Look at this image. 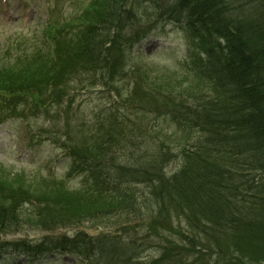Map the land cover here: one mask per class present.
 <instances>
[{"label":"trees","instance_id":"16d2710c","mask_svg":"<svg viewBox=\"0 0 264 264\" xmlns=\"http://www.w3.org/2000/svg\"><path fill=\"white\" fill-rule=\"evenodd\" d=\"M143 3L157 20L184 24L200 43L193 70L180 73L189 80L160 84L148 73L152 88L168 85L179 97L165 101L135 92V108L144 116L71 143L82 188L111 200L85 212L79 205L33 211L43 230L86 220H112L115 229L13 245L73 251L84 264H264V0H108L95 23L86 25L85 41L69 44L65 32L55 36L66 47L35 70L44 78L0 90H57L78 72L69 67L77 61L92 66L110 60L111 43L139 20ZM171 116H179L182 132L169 134L163 122ZM7 193L0 200L1 231L29 222L23 205L44 204ZM132 220H143L145 233H137Z\"/></svg>","mask_w":264,"mask_h":264},{"label":"rangeland","instance_id":"374dc122","mask_svg":"<svg viewBox=\"0 0 264 264\" xmlns=\"http://www.w3.org/2000/svg\"><path fill=\"white\" fill-rule=\"evenodd\" d=\"M90 1L7 0V4L0 8L11 18L3 19L0 16V87L16 84L22 79L35 81L44 78L45 76L42 75L35 77V70L42 66L48 67L53 61L52 59L60 56L59 41L45 38L44 35L45 32L53 35V32L48 30L46 25L48 17H69L71 13L79 9L74 15L70 16L74 18L67 22L68 26H75L78 23L85 26L84 33L80 37L81 39L84 37L83 41H85L86 25L95 23L96 18L100 16V12L108 2V0ZM140 13L143 18L138 22V25L146 28L150 23L147 19L149 12L143 8ZM152 30L153 28L147 39L132 47L133 53H136L135 51L140 48L146 52L145 55L149 61L169 64L167 62L170 61L171 54L155 52L156 49L160 50L159 48L169 50V47H166L164 43L158 44L157 42L161 41H154V39L166 38V42L170 43V48L174 50L187 49L188 37L179 27L174 29L166 27L163 30L160 25L156 27L154 34H152ZM74 35L75 32L71 36L67 35L65 41L70 44ZM41 46L48 47L46 53L38 52L37 47ZM193 46L199 48L200 43L194 42ZM23 55L27 56L23 57ZM1 59L3 60L1 61ZM12 59L16 62L15 66L10 63ZM58 66L56 64V69L53 68L51 73L57 70ZM146 70L148 71L146 73L147 78L149 77L148 73H152L155 76V82L159 81L160 84H162V81L164 84L180 82L184 84L189 80L187 76L165 66L151 65ZM55 77L57 75L52 78ZM154 86L167 89L166 86L168 85L156 86L154 84ZM74 87L78 89H73L70 92L73 102L66 108L65 118L74 122L73 127L84 125L83 127L87 129L91 127L87 119L92 115L94 108H98L102 103L101 94L96 91L97 86L96 88H80V84H77ZM21 92L30 93V98L21 93V95H24L22 99L11 100L14 93L0 90V107L8 109L0 115V200H6V195L9 194L7 192L12 191L17 199H20L21 196L31 195L41 202L44 201V204L41 208L35 206L33 209L28 204L23 205V208L27 211L24 214L28 215L29 222H22L20 227L16 228L17 230L12 228L9 231L0 230V244L13 243L23 239L35 244L49 239V237L59 241L62 236L71 237L79 229L89 233L115 229L110 220L106 223L86 220L79 225L52 226L47 230L39 227L38 222L40 219H36L34 214L40 209L44 210L47 207L60 209L68 206L80 209L79 207L83 206L85 212V210L91 211L100 207L111 199L96 196L93 190L86 191L82 188L83 178L77 177L75 173L77 167L70 163L69 158L64 157L59 135L66 127L67 120L59 114L62 108L56 109L50 105H34V103L42 102L50 91L45 89L40 92L34 90ZM133 113L136 117L144 116V113L138 109H134ZM76 123L77 125H75ZM165 125L175 127L174 129L170 128L169 134L179 131L171 120ZM65 198L67 200L62 201ZM72 201L71 205L70 202ZM74 202L76 205H74ZM132 221H136L137 233L138 230L140 233H145L143 220ZM129 224L131 225V223ZM41 226L43 227V224ZM9 252L11 251L6 250L4 253ZM65 255L68 254L65 253ZM2 257L9 259L7 264H23L25 258L28 259L22 254H2ZM57 257V255L51 253L41 254L35 257V262L32 264H67V262L68 264H75L79 262L75 254L62 259H56Z\"/></svg>","mask_w":264,"mask_h":264}]
</instances>
